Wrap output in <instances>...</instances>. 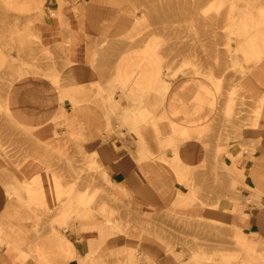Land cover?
<instances>
[{"label":"crops","instance_id":"1","mask_svg":"<svg viewBox=\"0 0 264 264\" xmlns=\"http://www.w3.org/2000/svg\"><path fill=\"white\" fill-rule=\"evenodd\" d=\"M30 4L37 37L67 68L14 85L0 122L12 137L15 125L44 132L21 163L0 150V264H264V68L249 67L259 83L249 74L229 103L189 73L166 76L153 49L129 47L136 0ZM30 86L43 92L21 102ZM83 154L116 201H136L133 227L123 214L116 227L68 223L55 206L68 198L66 158Z\"/></svg>","mask_w":264,"mask_h":264},{"label":"rangeland","instance_id":"2","mask_svg":"<svg viewBox=\"0 0 264 264\" xmlns=\"http://www.w3.org/2000/svg\"><path fill=\"white\" fill-rule=\"evenodd\" d=\"M248 1L136 0V25L127 42L129 47L153 49L159 56L166 76L189 73L192 85H197L200 81L208 95L223 96L230 103L233 98L247 94V84L243 82L248 80L249 74L255 73L247 71L249 67H253L252 55H244L235 45L246 34L240 33L238 24L231 31V25L224 14L230 7L237 14L238 4L246 5ZM30 2L31 0H0V122L4 126L6 118L11 117V91L14 85L34 81V77L57 81L60 69L67 68L65 61L60 56L54 57L37 37L34 18L31 16L34 7L30 8ZM230 60H234V63H230ZM254 75L252 78L258 84L260 78H254ZM211 77L217 82L212 87L209 85ZM30 88L31 86L21 89V95H24L21 102L27 101ZM31 91L32 94L35 93L32 95V101L35 102L37 91L42 93L43 89L32 87ZM17 127L19 130L16 137L0 131V150L10 159L18 158V163H21L30 155L27 144L31 143V139L35 138L36 142L40 140L33 133L27 132V128L15 125L14 129ZM225 127L232 128L231 120L225 122ZM230 140L231 137H228V142ZM81 156L71 162L67 160L68 186L65 196L76 197L73 198L75 208L71 209L69 205L66 206L67 201L59 199L55 206L60 203L61 208L66 206L68 223L91 222V228L103 224L116 227L121 225V217L127 215L125 225L133 227L131 223L134 221L130 219L135 216L133 210L136 201H116L111 195L114 185L100 174L93 157L85 154ZM23 188L27 190L26 185ZM139 209L138 215L141 217L142 207L139 206ZM51 211V214L56 212L54 209ZM60 221L58 217V221H53V224L65 222ZM149 222L153 220L145 223ZM160 222L164 221H155Z\"/></svg>","mask_w":264,"mask_h":264},{"label":"bare ground","instance_id":"3","mask_svg":"<svg viewBox=\"0 0 264 264\" xmlns=\"http://www.w3.org/2000/svg\"><path fill=\"white\" fill-rule=\"evenodd\" d=\"M238 8H239V11L237 14L233 12V9H234L233 7H230L224 14L229 24L231 25L230 26L231 31H234L235 29L234 25L238 24L240 33L246 34L243 40L239 41L235 45L241 52L244 53V55L246 54L252 55V58L254 59L253 66L256 67V69L258 68L263 69L264 68V60H263L264 58V3L262 2V0H249L248 4L246 5L238 4ZM230 63L233 64L234 60H230ZM209 82H210L209 85L211 87L215 86V84L217 83L216 80L212 77L209 78ZM262 107H263V99H261L260 101L256 103V114H255L256 122L259 118ZM225 112L227 115L231 114L232 112L231 104H228V106L225 108ZM27 132L33 133L37 139H39L40 141H43L44 132L41 129H35V130L27 129ZM66 159L69 160V158H66ZM92 197H93V194L91 193V198ZM70 203L72 204L74 203V199L72 198V195L68 196L66 206H68ZM73 207H75V205H73Z\"/></svg>","mask_w":264,"mask_h":264}]
</instances>
